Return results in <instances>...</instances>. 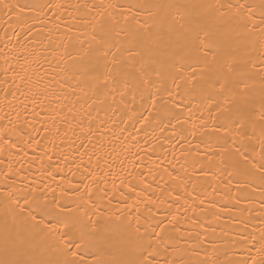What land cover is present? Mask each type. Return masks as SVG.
I'll return each mask as SVG.
<instances>
[{"label":"bare ground","instance_id":"bare-ground-1","mask_svg":"<svg viewBox=\"0 0 264 264\" xmlns=\"http://www.w3.org/2000/svg\"><path fill=\"white\" fill-rule=\"evenodd\" d=\"M71 260L264 264V0H0V264Z\"/></svg>","mask_w":264,"mask_h":264},{"label":"snow or ice","instance_id":"snow-or-ice-1","mask_svg":"<svg viewBox=\"0 0 264 264\" xmlns=\"http://www.w3.org/2000/svg\"><path fill=\"white\" fill-rule=\"evenodd\" d=\"M66 246H67V245H66ZM75 247L78 248V247H79V244H76ZM71 255H72V256H75L76 253H71ZM66 264H76V261H75V260H71V261L66 262Z\"/></svg>","mask_w":264,"mask_h":264}]
</instances>
